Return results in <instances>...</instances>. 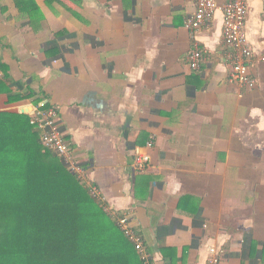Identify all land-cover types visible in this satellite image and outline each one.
<instances>
[{"label": "crops", "instance_id": "obj_1", "mask_svg": "<svg viewBox=\"0 0 264 264\" xmlns=\"http://www.w3.org/2000/svg\"><path fill=\"white\" fill-rule=\"evenodd\" d=\"M35 1L0 0V113L55 107L85 185L131 214L152 264L214 247L264 264V0H248L254 90L229 80L221 11L194 37L193 0Z\"/></svg>", "mask_w": 264, "mask_h": 264}, {"label": "trees", "instance_id": "obj_2", "mask_svg": "<svg viewBox=\"0 0 264 264\" xmlns=\"http://www.w3.org/2000/svg\"><path fill=\"white\" fill-rule=\"evenodd\" d=\"M14 1L21 12L38 10L35 0ZM30 120L0 113V264H142Z\"/></svg>", "mask_w": 264, "mask_h": 264}, {"label": "built area", "instance_id": "obj_3", "mask_svg": "<svg viewBox=\"0 0 264 264\" xmlns=\"http://www.w3.org/2000/svg\"><path fill=\"white\" fill-rule=\"evenodd\" d=\"M196 11L188 20V26L194 33L210 27L215 13L221 11L224 16L223 41L228 58L232 64V71L229 80L243 89L254 90L257 87V78L250 73V68L254 64L255 51L249 45L246 33L247 19L250 13L248 0H228L223 6L218 4V0H193ZM207 52L196 46L190 55L191 67L199 69L206 59ZM31 125L40 131L41 143L45 149L60 157L67 169L84 184L90 195L96 199L111 220L125 234L133 244L142 264H152L151 257L145 252L144 237L138 234L132 224L131 214L121 213L115 207L104 204L100 191L94 187H87V173L76 158L71 145L66 141L65 133L60 123L59 112L55 107L41 105L30 114ZM151 146V143H150ZM148 157H139L137 167L141 170L148 165ZM222 251L217 248L210 249V259L208 264H221Z\"/></svg>", "mask_w": 264, "mask_h": 264}, {"label": "water", "instance_id": "obj_4", "mask_svg": "<svg viewBox=\"0 0 264 264\" xmlns=\"http://www.w3.org/2000/svg\"><path fill=\"white\" fill-rule=\"evenodd\" d=\"M23 113H25V114H32V111L31 110H28V111H24Z\"/></svg>", "mask_w": 264, "mask_h": 264}]
</instances>
